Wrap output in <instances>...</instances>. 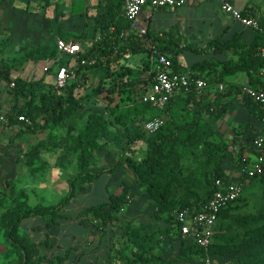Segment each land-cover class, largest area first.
Returning a JSON list of instances; mask_svg holds the SVG:
<instances>
[{
	"label": "trees",
	"instance_id": "16d2710c",
	"mask_svg": "<svg viewBox=\"0 0 264 264\" xmlns=\"http://www.w3.org/2000/svg\"><path fill=\"white\" fill-rule=\"evenodd\" d=\"M128 21L127 19L126 27L129 26ZM259 26L249 43H243L239 34L225 41L218 39L208 41L206 49L223 53L222 59H204L189 67H183L175 58L181 49H170L169 58L174 72L190 78L203 77L208 81L211 76L216 82L228 84L221 96H216L212 103L198 105L196 109L188 106L189 102H196V91L186 90L183 86L174 90L172 97L163 108H154L140 101L138 92L148 85L150 67L144 60V64L140 65L141 69L135 72V69L128 64L129 56L136 53L154 56L167 53L165 49L153 46L147 33L140 35L127 34L125 31L122 33L121 27L115 25L111 29L108 25L101 33L102 36L91 40L90 44L80 52V59H83L84 63L74 58V64L67 65L68 68L74 67L75 73L67 79L63 88L57 90L55 82H46L44 76L26 79L19 75L11 77L10 73L11 67L27 61H47L60 57L56 41L39 46L19 45L0 32V55L7 50L15 54L10 58L12 61L10 65L0 61V82L6 81L3 89L12 99L9 108H3L7 116V122L3 126L16 127L17 135L25 131L33 132L31 122L28 124L18 117L24 116L30 120L33 116L42 114L45 130L50 131L54 126L63 130L59 140L47 143L45 139H41L30 150L18 154L17 161L21 160L29 164L38 157L46 164L47 160L41 155L44 152L57 151L56 158L74 155L77 168V173L68 179L69 190L59 204L44 207L41 203H36L30 206L25 191L19 190L10 197V208L0 213V229L7 231L9 236L15 233L22 219L37 215L45 217L43 241L36 242L26 237L13 242V248L9 252L21 255L19 264H68L66 259L69 250L58 254L54 259L44 253L36 255L37 248L50 245L48 232L58 222V217L86 220L98 225L101 235L106 233V227L111 223L114 214L124 205L125 195L128 192L127 185L119 194H109L104 200L81 208L74 216L60 211L74 196L76 181L94 182L104 172L113 171L115 167L123 164L131 171L135 182L142 185L155 201L156 216L169 221V226L157 230L164 235L167 230L173 228L180 237L173 219V210L197 208L205 202L212 194L215 179L225 176L222 161L225 157H230L224 144L214 143L208 138L200 139L206 137L204 135L209 136L213 130L203 122L204 115L220 116L233 97L238 95L248 108L261 113L260 106L243 91L241 86L230 80L237 73H242L246 77L245 85L249 88L264 89V56L261 54L264 44V24L260 23ZM185 48L197 52L201 50L191 44L185 45ZM60 60L57 61L53 75L58 67L63 65ZM116 61H118L117 67L111 69L110 63ZM91 74L94 80L87 84ZM124 77H127L126 82L122 81ZM175 98L184 102L179 104L180 112L174 117L168 106ZM100 102L103 105H99ZM154 116H160L163 123L155 130L148 131L144 123ZM110 128L121 130L119 162L111 167L94 170L93 155L102 151L103 146L109 142L107 135ZM206 131L208 133L204 134ZM199 143L203 145L204 163H199V158L191 157L186 161L188 151L192 147H197ZM241 155L240 149L234 164L235 168L241 161ZM193 162L195 163L191 166ZM206 168L209 169L208 172H205ZM183 169L186 170L185 173ZM9 186L10 181L0 179V196H8ZM242 194L220 210L216 225L219 220L227 219H235L243 223L252 221L254 224L246 228L239 238L225 242H213V232L209 253L210 256L218 254L230 258L236 261V264H264V214L232 213L233 209L238 207L237 202L242 198ZM156 231L138 235L136 226L131 221L128 222L122 229L121 236L131 245L132 251L129 254L126 247L119 248L121 260L126 264H173L174 262L178 264L180 261L192 264L195 256L199 254L202 257L203 253L196 244L181 238L182 243L176 258L165 259L160 254H156L154 252L157 242Z\"/></svg>",
	"mask_w": 264,
	"mask_h": 264
},
{
	"label": "rangeland",
	"instance_id": "374dc122",
	"mask_svg": "<svg viewBox=\"0 0 264 264\" xmlns=\"http://www.w3.org/2000/svg\"><path fill=\"white\" fill-rule=\"evenodd\" d=\"M196 53L193 55L194 60L203 58L201 53ZM189 55L185 51L182 56L187 61L190 57ZM133 57L140 59L144 57V54L136 53ZM239 84L242 85L244 83ZM222 92L218 89V83L210 76V85L198 93L197 99L199 102H203L209 97L221 96ZM260 115V112L248 108L243 103L241 96H237L222 115L212 119V124L214 125L212 133L209 136L203 134L206 137H201L200 139L208 138L214 143H222L226 146L225 150L230 153L231 158L225 157L222 161L224 171L235 167L234 164L237 161L240 149L242 150V155L240 157L241 161L237 162L238 167L248 163L251 155L256 154L251 144L258 133L264 134V125L259 123ZM30 120L33 129L32 133L16 138L15 132L10 131L4 142L0 140V179L10 181L8 196H0V213L10 208V197L19 190L25 191L27 203L30 206L36 203H41L44 207H52L59 204L69 190L68 179L77 173L75 160L72 156L67 157V160L61 159L56 166H52L54 161L52 155L55 153H47L50 161L46 164L38 157L34 158L29 164L21 160L15 161L14 158L18 153L28 151L37 141L45 139V142L52 143L59 140L61 133H63V130L57 126L51 127L50 131L45 130L42 114H37ZM257 121L259 125L255 127ZM257 131L259 132L257 133ZM9 142L8 147L11 150L6 149L7 147L3 145ZM188 152L189 155L186 156L188 157L186 161L191 157L192 159L199 158V163H204L205 155L203 154V145L201 143L197 147H192ZM94 159L95 164H92V166L99 165V167H102L101 165H103L104 167H111L119 162V153L116 149H107L95 153ZM25 160L27 159L25 158ZM208 171L209 169L206 168L205 172ZM183 172L185 173L186 170L183 169ZM126 185L128 186V192L125 195L124 205L119 212L114 214L111 223L108 225L104 240L113 242L112 245L117 243L126 247L127 252L130 254L132 247L121 236L122 229L128 222L131 221L136 226L138 235L153 232L157 229H164L170 223L168 220L156 216L155 201L148 195L142 185L135 182L133 174L125 164L115 167L113 171L104 172L94 182L76 181L74 196L65 203L60 212L74 216L81 208L100 202L107 198L109 194H119ZM237 203L238 207L233 209V214H264V175L254 177L245 184L242 198ZM45 223L44 216H29L21 220L12 236H9L7 231L0 229L1 247L3 248V245L8 247L10 243L13 245L14 241L26 237L36 242L43 241L45 239ZM252 224H254L252 221L243 223L235 219L219 220L214 231L213 242L237 239ZM160 230L155 232L157 242L154 252L165 259L176 258L179 255L182 243L180 237L173 228L167 230L168 232L164 233V235ZM48 235L50 245L44 248H37L36 255L44 253L54 259L58 254L65 251L66 248L64 246H70V244L75 245L78 242L80 246L74 250L82 251V247L88 245V241H93L97 238L98 225L86 220H71L66 217H58V222L52 226ZM115 247L112 249L113 252L116 250ZM69 251L70 253L66 259L68 264L71 261H75L77 255V253L71 254L70 249ZM15 255L18 256V260H21V255L18 253ZM3 257L5 258V256ZM211 257V264H236V261L218 254H212ZM201 258L198 254L194 257L192 264H203ZM173 264L177 263L174 262ZM178 264H191V262L180 261Z\"/></svg>",
	"mask_w": 264,
	"mask_h": 264
},
{
	"label": "crops",
	"instance_id": "0c3cea01",
	"mask_svg": "<svg viewBox=\"0 0 264 264\" xmlns=\"http://www.w3.org/2000/svg\"><path fill=\"white\" fill-rule=\"evenodd\" d=\"M231 1L236 8L255 17L259 21V25L260 23L264 24V0ZM126 18L123 12V1L120 2L119 0H0V32L8 36L12 42L19 45L39 46L47 43L52 44L55 42L56 38L59 37L67 41L70 40L79 43L83 50L90 44L91 40L102 36L101 33L108 25H110L111 29L117 25L123 29L122 33H124V31L127 34L136 35L147 33L153 46H159L165 49L167 53L164 54L168 56H171L170 49H181L175 58L178 64L183 67H189L193 63L203 61L204 59L218 60L224 57L223 53L215 52L212 49H206L208 41L213 39L225 41L235 34H239L240 40L243 43H249L256 30L242 25L239 21L234 20L227 13L222 11L219 2L209 0H192L175 8L163 7L149 9L148 7H143L135 18H127L129 20L128 27H126ZM187 44H191L201 50L197 52L187 49L185 48ZM185 51L190 54L187 61L182 56ZM196 52L201 53L203 58L194 60L193 55ZM141 54H144V57L140 59L134 58V54L129 56L130 62L128 64L135 69V72L141 69L140 65L144 64V60H146L147 53ZM14 55L15 54L10 50H7L4 54L0 55V61L10 65L12 64L10 58ZM74 58L76 57L65 54L57 59H50L47 61H27L21 65L11 67V77L19 75L26 79H30L31 77L37 79L44 76L46 82H54L53 73L58 64L57 61L60 60L61 63L67 67V65L74 64ZM117 64L118 61L110 63V68L115 69ZM71 69H73L74 74L75 68L71 67ZM49 71L50 73H48ZM73 74L69 75V77ZM93 80L94 77L91 74L87 80V84L91 83ZM230 80L239 86H241L239 83H246V77L242 73H237ZM223 83L228 87L226 82ZM5 85L6 81L2 80L0 82V88H2L0 89V110L7 107L9 108L10 103H12L11 96L3 89ZM142 92L143 89L139 90L138 95L140 96ZM196 95H198V93H196ZM235 97H233L227 107L232 104ZM214 98L215 97H209L207 100L199 102L196 96V102L191 101L188 103V106L191 107V109H196L198 105L212 103ZM183 102L184 101L175 98L168 106V110L174 117L180 112L179 104H183ZM98 104L103 105L102 102ZM213 118L216 117L208 115H204L203 117V122L212 129L214 128L212 124ZM259 123L257 121L255 127H257ZM10 131L15 132L16 138L32 133L25 131L17 135L16 127L8 128L0 125V140L2 142H4ZM258 132L259 131H257V133ZM207 133L208 131L204 134ZM107 136L109 142L103 146L102 151L107 149H116L118 151L119 145L122 142V140H120L121 130L110 128ZM9 144L10 142L3 145L7 147L6 149L11 150V148L8 147ZM53 153L55 154L52 155L54 159L53 163L51 162L52 166L57 165L61 159L67 160L66 158L69 156H72L75 160L74 155L56 158L57 151ZM17 157L18 155L15 156V161H17ZM41 157L45 158L47 163L50 161L46 152H44ZM253 157L254 154L251 155L250 159ZM94 158L95 154L93 155L92 161ZM244 165L245 163L239 167L228 169L224 171V173L234 178L239 174ZM101 166L102 167L94 165L93 169L98 170L104 167L103 165ZM107 229L108 226L106 227V231ZM104 239L105 233L101 235L98 229L97 238L93 241H88V245L82 247V251L74 250L80 246L77 242L75 245L70 244V246H64L66 249L62 253L69 249L71 250V254L74 255L77 253L76 260L71 261L70 264H126L121 260L118 253L119 248H124V246L118 245L117 243L112 245L113 242L109 240L105 241ZM1 246L0 244V264L20 263L18 256L15 255L16 253L9 252V250L13 248L11 243L8 247L3 245L2 248ZM113 246H116L114 252L112 251L114 248ZM3 256H5V258Z\"/></svg>",
	"mask_w": 264,
	"mask_h": 264
},
{
	"label": "built area",
	"instance_id": "2783aa9c",
	"mask_svg": "<svg viewBox=\"0 0 264 264\" xmlns=\"http://www.w3.org/2000/svg\"><path fill=\"white\" fill-rule=\"evenodd\" d=\"M124 15L135 18L143 7L149 9L163 7H179L192 0H122ZM217 1L222 11L227 13L234 20L239 21L246 27L259 28V21L248 13H244L236 8L231 0H209ZM56 47L60 56L73 55L80 59L81 47L79 43L56 38ZM264 56V45L261 48ZM149 63L148 85L140 95V101L147 103L154 108H163L172 97L174 90L183 86L186 90L194 89L199 93L209 86V81L203 77L190 78L184 74L176 73L172 70L170 58L167 54L154 56L146 55ZM84 63L83 59H80ZM264 73V69H263ZM73 74V69L60 65L54 75V85L57 90L63 88L69 75ZM127 78H123L126 82ZM13 85V83H10ZM243 91L261 108L260 123L264 125V89H252L247 85H241ZM226 85L218 83V89L223 91ZM21 121L30 124V120L24 116L18 117ZM7 116L4 110H0V125H5ZM163 123L160 116H154L144 123L148 131H153ZM252 147L256 151L254 157L245 163L239 174L232 178L227 175L216 178L214 189L209 198L201 203L197 208H176L173 210V219L177 227V232L181 239L193 242L202 251L201 261L203 264H211L209 246L212 242L214 227L217 222L220 210L229 203L237 200L243 192L244 185L254 177L264 175V134L258 133L252 141Z\"/></svg>",
	"mask_w": 264,
	"mask_h": 264
}]
</instances>
